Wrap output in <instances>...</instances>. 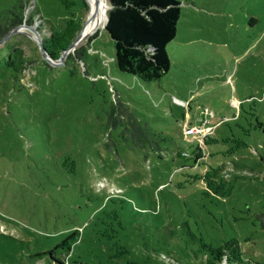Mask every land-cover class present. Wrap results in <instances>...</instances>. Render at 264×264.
Returning <instances> with one entry per match:
<instances>
[{
    "label": "rangeland",
    "instance_id": "374dc122",
    "mask_svg": "<svg viewBox=\"0 0 264 264\" xmlns=\"http://www.w3.org/2000/svg\"><path fill=\"white\" fill-rule=\"evenodd\" d=\"M16 1L0 0V29L17 16L6 13ZM19 1L20 30L0 43V264H204L195 255L201 240L232 236L248 264H264L256 217L264 206V134L240 136L245 121L233 119L241 102L264 118V0H179L171 68L153 81L118 69L105 28L63 59L47 58L39 41L68 17L80 23L78 34L87 0H76L73 15L60 0ZM15 49L23 87L1 79ZM113 110L165 143L154 152L130 146L132 136L109 121ZM206 117L219 125L215 137L248 145L226 157L233 141L208 146L219 152L205 159L210 189L191 167L209 134ZM71 235L70 249L58 246Z\"/></svg>",
    "mask_w": 264,
    "mask_h": 264
},
{
    "label": "trees",
    "instance_id": "16d2710c",
    "mask_svg": "<svg viewBox=\"0 0 264 264\" xmlns=\"http://www.w3.org/2000/svg\"><path fill=\"white\" fill-rule=\"evenodd\" d=\"M60 1L65 8L69 10H73L76 5V0ZM110 2L112 6L108 10V21L105 27L114 42L115 61L118 69L137 76L144 81L158 80L163 77L171 68V59L167 47L177 35L178 22L181 16L180 1L109 0V3ZM21 6L24 7L22 2L17 0L16 3L7 10L6 13H15L17 16H9L11 20L0 29V39L12 28L22 23V16H18L16 12ZM69 14L73 15L74 10ZM79 28L80 23L73 17H68L65 20V25L61 29L54 30L45 37L43 39V45L50 56L54 59L59 58L61 51L69 46L77 35ZM6 63L11 66V72L9 75L1 77L4 81L3 83L7 86L12 84L13 87H23V85L16 84L15 82L17 79V72L20 71L24 63L22 50H10L6 58ZM263 97L259 98L261 102L264 101ZM205 110L208 109L205 108ZM114 114L115 110L111 111L109 121H111L113 126L121 127L119 135L123 136V138L127 139V137L132 136L133 139L132 144H129L130 146L144 147L146 150L149 149L154 152L165 143V138L162 133L154 132L148 129L147 126H141L133 115L129 116L131 120L127 122V120L116 118ZM205 119L208 118L206 117ZM233 119L244 120L246 123L242 122L243 124L237 125L240 136L255 138L259 133L264 134V118L259 114L258 109L252 106L245 108L243 107V102H241L238 113L233 115ZM208 124H211L209 119ZM217 124L218 123L211 124L212 127H215L213 131H209V134L203 136L200 140L204 146L201 143L197 144L191 153V157L194 160L191 167L195 170H199V173L194 176L195 181L206 180V173L204 174L203 169H206L204 166L205 164L209 167L210 164H208L205 159L209 156L214 157V155L219 154L218 151L216 153H210L208 149L210 144L219 141H233L235 145L223 152V157L234 153L236 149L239 150L248 146L243 137L237 138L234 135L233 137L225 136L221 140L215 137L216 130L219 127ZM106 145H109V142H106ZM186 155L187 154L184 156ZM207 185L210 189V182L207 181ZM121 197L119 200L124 202L125 198ZM256 217L260 219L262 226H264V206L259 207ZM72 236L73 235L65 238L58 246H64L70 249V238ZM196 250L195 255L203 257L205 259L204 264H213V261H220L223 259H225L228 264H248V262L245 261L246 258L244 257V250L240 244V240L234 236L228 239L225 238L216 244L211 243L210 239H208V241L201 240ZM55 262L63 264L62 261L56 260Z\"/></svg>",
    "mask_w": 264,
    "mask_h": 264
},
{
    "label": "bare ground",
    "instance_id": "6f19581e",
    "mask_svg": "<svg viewBox=\"0 0 264 264\" xmlns=\"http://www.w3.org/2000/svg\"><path fill=\"white\" fill-rule=\"evenodd\" d=\"M91 11L88 18L84 21V27L78 35L75 47L85 37L92 35L94 32L104 29L107 22L108 9L110 3L108 0H87ZM73 47L71 49H73Z\"/></svg>",
    "mask_w": 264,
    "mask_h": 264
},
{
    "label": "water",
    "instance_id": "95a60500",
    "mask_svg": "<svg viewBox=\"0 0 264 264\" xmlns=\"http://www.w3.org/2000/svg\"><path fill=\"white\" fill-rule=\"evenodd\" d=\"M111 6H112V4H111V2H110V7H109V9L111 8ZM90 11H91V9H90ZM107 21H108V18H107ZM106 24H107V22H106ZM20 25H17L16 27H14V28H12L5 36H3L1 39H0V43H2V42H5L12 34H14V33H16V32H18L19 30H20ZM83 27V26H82ZM81 30H82V28H81ZM80 30V31H81ZM105 30L107 31V29H106V27H105ZM108 32V31H107ZM80 33V32H79ZM79 33L75 36V38L72 40V42L69 44V46L67 47V48H65L64 50H62L61 51V54H60V56H59V58H57V59H63L64 58V56L71 50V48L75 45V42L77 41V39H78V35H79ZM40 42V46H41V48H42V50H43V52H44V54H46L47 55V58L48 57H50V58H52L53 60H55L52 56H50V54H48V52L46 51V49H45V47H44V45H43V42L42 41H39ZM74 48V47H73ZM52 61V60H51Z\"/></svg>",
    "mask_w": 264,
    "mask_h": 264
},
{
    "label": "built area",
    "instance_id": "2783aa9c",
    "mask_svg": "<svg viewBox=\"0 0 264 264\" xmlns=\"http://www.w3.org/2000/svg\"><path fill=\"white\" fill-rule=\"evenodd\" d=\"M208 112V110H205V113H207ZM201 123H203V124H207L208 126H209V131H211V127H210V125L208 124V119H203V121H201ZM187 132H189V133H193V132H195V130H194V128L193 127H191V128H189V129H187Z\"/></svg>",
    "mask_w": 264,
    "mask_h": 264
}]
</instances>
